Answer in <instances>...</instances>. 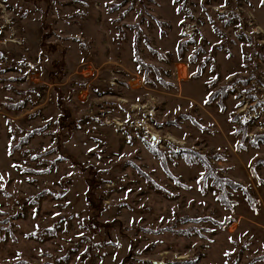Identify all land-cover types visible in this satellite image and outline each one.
Returning a JSON list of instances; mask_svg holds the SVG:
<instances>
[{
    "label": "rangeland",
    "instance_id": "374dc122",
    "mask_svg": "<svg viewBox=\"0 0 264 264\" xmlns=\"http://www.w3.org/2000/svg\"><path fill=\"white\" fill-rule=\"evenodd\" d=\"M0 264H264V0H0Z\"/></svg>",
    "mask_w": 264,
    "mask_h": 264
},
{
    "label": "trees",
    "instance_id": "16d2710c",
    "mask_svg": "<svg viewBox=\"0 0 264 264\" xmlns=\"http://www.w3.org/2000/svg\"><path fill=\"white\" fill-rule=\"evenodd\" d=\"M225 180H226V179H225ZM226 181H227V180H226ZM227 183H231V182H228V181H227Z\"/></svg>",
    "mask_w": 264,
    "mask_h": 264
},
{
    "label": "built area",
    "instance_id": "2783aa9c",
    "mask_svg": "<svg viewBox=\"0 0 264 264\" xmlns=\"http://www.w3.org/2000/svg\"><path fill=\"white\" fill-rule=\"evenodd\" d=\"M176 69V68H175Z\"/></svg>",
    "mask_w": 264,
    "mask_h": 264
}]
</instances>
